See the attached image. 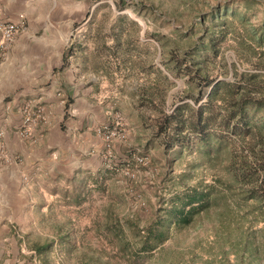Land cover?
<instances>
[{"label":"rangeland","instance_id":"374dc122","mask_svg":"<svg viewBox=\"0 0 264 264\" xmlns=\"http://www.w3.org/2000/svg\"><path fill=\"white\" fill-rule=\"evenodd\" d=\"M70 1L82 9L89 4ZM91 1L101 3L91 17L88 8L78 24L63 23L60 31L84 53L73 59L77 79L99 81V114L78 115L72 137L82 142L89 134L102 146L84 149L81 172L14 211V243L10 234L0 264H264V187L254 190L260 200L249 201L254 186L239 178L240 159L250 155L239 142L216 156L169 148L159 128L161 115L176 106L204 103L206 81L264 74V0ZM249 117L264 134L263 115ZM104 126L123 129L125 139L107 150ZM199 181L220 199L157 250L136 256L138 232Z\"/></svg>","mask_w":264,"mask_h":264},{"label":"crops","instance_id":"0c3cea01","mask_svg":"<svg viewBox=\"0 0 264 264\" xmlns=\"http://www.w3.org/2000/svg\"><path fill=\"white\" fill-rule=\"evenodd\" d=\"M88 2L82 9L70 0H0L4 19L22 18L26 25L11 45L0 47V133L5 149L0 162V250L10 234L14 243L15 213H21L26 199L33 201L48 185L81 172L84 149L101 143L97 137L90 141L89 134L82 142L72 137L78 115L99 114L94 102L99 81L94 76L86 82L77 79L73 59L84 53L73 51L74 36L64 37L60 31L63 23L73 27L88 8L89 18L101 5ZM34 105L43 107V116L30 128L29 139H21L17 131L23 109Z\"/></svg>","mask_w":264,"mask_h":264},{"label":"trees","instance_id":"16d2710c","mask_svg":"<svg viewBox=\"0 0 264 264\" xmlns=\"http://www.w3.org/2000/svg\"><path fill=\"white\" fill-rule=\"evenodd\" d=\"M262 40L261 36L258 44H262ZM208 45L209 52L214 54L215 45ZM238 77L234 83L206 81L203 85L211 90L205 102L198 108L187 103L176 106L171 115H161L159 128L166 134L169 148L179 146L189 153L196 150L206 156L211 152L216 156L223 145L239 142L250 155L240 159L242 171L239 173L240 180L244 179L248 187L254 186L245 196L250 201L262 193L255 194L254 190L260 188L261 191L264 187V134L255 128L249 117L250 112H257L264 120V74L239 73ZM204 95L201 92L199 100ZM192 100L196 104L199 102ZM181 181L184 182L182 178ZM213 189L214 186H207L202 181L185 186L168 202L163 213L156 215L151 225L138 232L133 244L139 254L136 256L157 250L175 229L187 227L194 216L207 211L214 200L220 199L213 196Z\"/></svg>","mask_w":264,"mask_h":264},{"label":"built area","instance_id":"2783aa9c","mask_svg":"<svg viewBox=\"0 0 264 264\" xmlns=\"http://www.w3.org/2000/svg\"><path fill=\"white\" fill-rule=\"evenodd\" d=\"M26 25L21 18L18 21H8L3 18L0 8V47L5 49L11 45L17 35L24 31ZM44 109L41 105H34V107L26 106L23 109V120L21 126L18 128L17 134L21 139H29L30 128L38 121L41 120ZM102 140L104 147L109 150L112 142L123 141L126 137L123 129L110 128L104 126L101 130ZM2 134L0 133V162L5 159V149L2 143ZM141 162V160H140Z\"/></svg>","mask_w":264,"mask_h":264}]
</instances>
